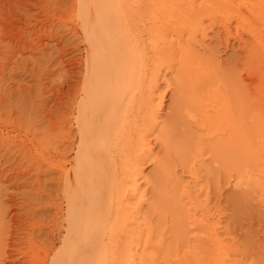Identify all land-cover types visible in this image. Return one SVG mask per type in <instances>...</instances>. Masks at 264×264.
I'll return each mask as SVG.
<instances>
[{
	"label": "bare ground",
	"instance_id": "6f19581e",
	"mask_svg": "<svg viewBox=\"0 0 264 264\" xmlns=\"http://www.w3.org/2000/svg\"><path fill=\"white\" fill-rule=\"evenodd\" d=\"M44 39L51 111L6 78ZM0 81V264H239L218 215L226 181L264 207V0H0Z\"/></svg>",
	"mask_w": 264,
	"mask_h": 264
},
{
	"label": "rangeland",
	"instance_id": "374dc122",
	"mask_svg": "<svg viewBox=\"0 0 264 264\" xmlns=\"http://www.w3.org/2000/svg\"><path fill=\"white\" fill-rule=\"evenodd\" d=\"M54 30L57 29L55 28ZM209 36L211 37V39L205 41V44L209 48L212 47L216 48L218 58L219 60L222 61V63H224V61H228L230 54H232V52L236 50L235 49L236 45L234 46L231 45L229 47V50H224L221 44L219 45L218 43L217 46L216 44L217 42L213 37V33H210ZM43 43L47 44L46 48H43L41 50L43 56H41L40 54L31 56L29 53H26L19 55L20 59H18L17 57L13 58L11 60V64H9L10 66L7 69L8 75L6 76V78L12 74L11 79L13 80V83H11L10 86L12 87V89H16V90H19L20 88H26V89H32V91L35 93V90H37L38 87L40 86L44 87L47 90V92L44 93L38 99H34L36 100L34 101V103L36 104V108H37V104L39 103L38 100H45L46 104L42 108H45L46 111L49 110L51 111V109L53 110L55 103L54 99L56 97L55 96L50 97V94L57 93L58 91L61 90V88L65 90V87L64 85L63 86L61 85L62 79L59 78L61 68H57L55 66L56 63L54 65L52 63L49 64L50 56L56 58L57 57L56 53L59 50L58 49L54 50L53 41L44 39ZM66 45H67L66 48L72 46V44L70 43H66ZM76 58L84 59V56L76 55ZM15 61H17V63L13 65ZM21 64H26L25 67H23V69H25V72L21 69V67H19V65ZM77 71L81 72L82 67H80ZM75 80L78 82L81 81V79L79 78ZM2 83L5 82L2 81ZM2 83H0V86L2 85ZM169 96H170V92H168V95H166V97L164 98L163 103L165 106L169 105L170 103ZM16 98L17 97L15 96L12 100L16 101ZM165 113H166V108L164 107V110H162L161 118L164 117ZM15 116H17V114H15ZM14 165H16V163ZM6 166L7 165L4 164L1 167L4 168ZM150 169L151 166L146 169L145 173L148 172ZM51 177H55V175H52ZM32 178L30 179L31 181ZM45 187L48 189H54L55 185L49 181H45ZM28 189L29 188H27V190ZM223 194L225 197L221 200L220 203L222 211H220L218 217L222 218V221H224L223 223L224 227L227 226L226 224H229L228 225L229 230L231 228L233 232V234H231L232 232L230 230L231 232L230 233L231 236L229 235L230 239L233 238V236L237 238V240L235 237L233 240L231 239L232 240L231 243L234 241L233 244L235 247L237 246L238 248H241V252L239 251L240 253L238 252L237 253L238 255L237 254H236L237 256L235 255V259L238 261L239 264H264V207H262L258 202H256L253 199H247L250 202L247 201L245 205L243 204L241 206L242 209H240L241 213L238 212L237 214L235 213V217H234L232 201L230 200V197L233 194L232 183L229 185L227 181L223 183ZM214 200L215 197L212 196V204L214 203L213 202ZM239 214L241 216H239ZM244 244L246 245V247L244 246ZM247 244H249L250 247L247 246Z\"/></svg>",
	"mask_w": 264,
	"mask_h": 264
}]
</instances>
